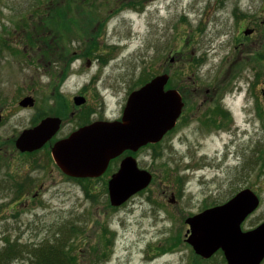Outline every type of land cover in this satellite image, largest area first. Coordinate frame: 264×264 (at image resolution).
<instances>
[{"label":"rangeland","instance_id":"obj_1","mask_svg":"<svg viewBox=\"0 0 264 264\" xmlns=\"http://www.w3.org/2000/svg\"><path fill=\"white\" fill-rule=\"evenodd\" d=\"M72 1L75 27L63 33L64 0H0V251L63 240L76 264H226L194 254L184 220L246 188L260 204L243 230L264 220V0ZM163 72L186 107L138 153L152 181L119 207L106 183L62 175L47 145L21 154L10 142L79 91L84 114L99 112V91L118 112L109 93L121 99ZM28 96L33 106L20 107Z\"/></svg>","mask_w":264,"mask_h":264},{"label":"water","instance_id":"obj_2","mask_svg":"<svg viewBox=\"0 0 264 264\" xmlns=\"http://www.w3.org/2000/svg\"><path fill=\"white\" fill-rule=\"evenodd\" d=\"M167 81V75L157 76L132 92L121 122L84 127L58 141L52 155L61 171L73 177H96L104 171L109 159L122 151H136L149 142H158L174 126L182 107L175 90H163ZM82 102L75 98L76 104ZM19 104L32 106L33 100L25 98ZM59 123L57 118L42 120L34 128L21 132L15 147L20 152L41 148L58 130ZM150 180L151 175L139 170L133 157L124 158L108 182L111 205L119 206ZM257 205L254 193L243 190L226 204L188 218L186 242L202 258H209L221 249L227 264H260L264 258V222L247 232L240 229L242 221Z\"/></svg>","mask_w":264,"mask_h":264},{"label":"flooded vegetation","instance_id":"obj_3","mask_svg":"<svg viewBox=\"0 0 264 264\" xmlns=\"http://www.w3.org/2000/svg\"><path fill=\"white\" fill-rule=\"evenodd\" d=\"M115 63H113L111 66H114ZM116 69H118L116 67ZM76 74L77 73H73ZM142 83L137 84V86L134 87L137 88L139 86H141ZM58 86V85H57ZM83 88V87H82ZM103 94V93H102ZM99 95V97L102 100V105L99 107V112H94L91 113L89 116L84 114L82 112V108L85 109V107L88 106L89 104V97L86 93H83V95H81V91H79L78 93H76V95L72 96L69 100V102H67V105H65V108H62L59 110V112H55V110L53 111H49L47 112L41 119L45 118V117H56L59 118L61 120V125L60 128L58 129V131L54 134V136L51 138V140L47 143L48 147H51L52 144L54 142H56L57 140L63 139L67 136H69L73 131L83 127V126H87L91 123L94 122H101V121H119L121 120V116H122V112H123V108L126 102V99L129 95V93H127L123 98H121L118 102V97L119 95L116 92H113V96H111V98L113 99V104L114 106H116L118 104V112H117V116H116V112L115 113H109L107 115L106 112V105H105V95ZM76 96L79 97H83L85 100V102L81 105H76L75 103V98ZM109 102H112L110 100H108ZM71 102L73 104H71ZM186 102L184 101V107L183 109H185L186 107ZM55 109V108H53ZM182 109V110H183ZM65 110V111H64ZM61 111H64L63 113H61ZM69 115L71 117V119L68 121V123L70 122V128L67 129V131L64 129V123L65 120L68 119L65 117V115ZM142 150V148H139L136 152H132V151H124L122 154H120L118 157L112 159L109 161V163L107 164V166L105 167V170L97 177L95 178H87L88 181H92V182H104L107 183L111 177L113 176L114 173H116V171L119 168V164L120 161L125 157V156H129L132 155L133 157H135L136 159H138V153H140ZM50 159L51 161H49V163H52L53 165H55L52 161L51 155L49 153ZM55 167V166H54Z\"/></svg>","mask_w":264,"mask_h":264},{"label":"trees","instance_id":"obj_4","mask_svg":"<svg viewBox=\"0 0 264 264\" xmlns=\"http://www.w3.org/2000/svg\"><path fill=\"white\" fill-rule=\"evenodd\" d=\"M64 4H66L64 5V8H58V13L56 14L61 23H63V21L65 22L64 25L61 23L59 24V26H61V31L62 28L66 30L69 29L71 25L69 23V13L74 11L72 0H64ZM56 30L59 31V28H56ZM32 38H34V36ZM32 38L31 43L33 44ZM260 56L264 58V54H261ZM251 62H254V60ZM24 256L28 257L27 264H76V255L70 252L69 246L64 245L63 240H57L54 243L46 242L36 247L25 243L22 244L8 241L3 250L0 251V264H11L14 260L24 259Z\"/></svg>","mask_w":264,"mask_h":264}]
</instances>
